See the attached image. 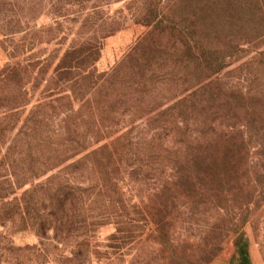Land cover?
Segmentation results:
<instances>
[{"label": "rangeland", "instance_id": "1", "mask_svg": "<svg viewBox=\"0 0 264 264\" xmlns=\"http://www.w3.org/2000/svg\"><path fill=\"white\" fill-rule=\"evenodd\" d=\"M237 241L264 264V0H0V264Z\"/></svg>", "mask_w": 264, "mask_h": 264}, {"label": "trees", "instance_id": "2", "mask_svg": "<svg viewBox=\"0 0 264 264\" xmlns=\"http://www.w3.org/2000/svg\"><path fill=\"white\" fill-rule=\"evenodd\" d=\"M240 240V239H239ZM241 242L237 241L236 245L238 247V250L234 253L232 256L230 262L233 264L234 262H237V264H251L245 250L241 247Z\"/></svg>", "mask_w": 264, "mask_h": 264}]
</instances>
